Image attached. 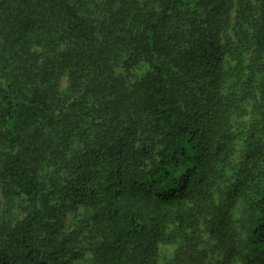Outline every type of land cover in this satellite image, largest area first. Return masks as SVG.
<instances>
[{"label":"trees","instance_id":"obj_1","mask_svg":"<svg viewBox=\"0 0 264 264\" xmlns=\"http://www.w3.org/2000/svg\"><path fill=\"white\" fill-rule=\"evenodd\" d=\"M204 234L264 264V0H0V264H205Z\"/></svg>","mask_w":264,"mask_h":264},{"label":"rangeland","instance_id":"obj_2","mask_svg":"<svg viewBox=\"0 0 264 264\" xmlns=\"http://www.w3.org/2000/svg\"><path fill=\"white\" fill-rule=\"evenodd\" d=\"M62 86L64 87L66 85V82L65 80L62 81ZM239 149H240V143L238 142L236 144V147H235V150H234V155L231 159V164H233L236 159H237V156H238V152H239ZM81 212V209L80 207H78V210L74 213H69L68 211L65 213L64 217H63V223L65 225V231H71L73 230V226H72V220L74 218V216H77L79 215ZM238 216V213L237 212H234V219L237 218ZM203 238V243L201 244V247H205L208 249L209 251V256L205 262V264H216V262L219 260L218 256H216V254L214 253H211V246H212V242L209 241L208 237L206 234H204L202 236ZM172 248L170 247H167V246H160V260H159V264H164V261L166 259H168L172 253ZM74 264H90V254L89 253H86L83 257L82 260L74 263Z\"/></svg>","mask_w":264,"mask_h":264}]
</instances>
